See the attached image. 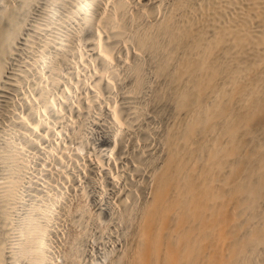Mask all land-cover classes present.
I'll return each mask as SVG.
<instances>
[{"label":"bare ground","instance_id":"obj_1","mask_svg":"<svg viewBox=\"0 0 264 264\" xmlns=\"http://www.w3.org/2000/svg\"><path fill=\"white\" fill-rule=\"evenodd\" d=\"M0 116V264H264V0H0Z\"/></svg>","mask_w":264,"mask_h":264},{"label":"rangeland","instance_id":"obj_2","mask_svg":"<svg viewBox=\"0 0 264 264\" xmlns=\"http://www.w3.org/2000/svg\"><path fill=\"white\" fill-rule=\"evenodd\" d=\"M48 1V0H47ZM32 18H37V16H35L33 13L31 14ZM28 34H30V32H27V37L33 41L34 39L32 37H29ZM36 49H41L40 46L38 45H34ZM15 53V52H14ZM31 53L30 52H24V56L22 57H19V56H14V55H11L10 58H9V61L10 63L15 66L17 69H16V73H22V67H26L28 66V63L31 62V60L33 59V56L30 55ZM14 84V82H11V85L9 87H11L12 85ZM33 81L31 80L30 77H24V85L26 88H30L32 89L33 88ZM21 88H13L10 90L11 94L13 95V97L15 98V100H18L21 95L23 96H27V94H23L24 91H20ZM29 98V96H27ZM24 109V106H21L19 107L17 110L18 111H21ZM5 117L3 116H0V123H3V120H4ZM94 127V126H93ZM96 132L94 130V134L93 136H96L97 135H100L101 134V126L97 125L96 127ZM1 143H0V147H1ZM3 150H0V153L2 152ZM2 160H0V177H5V173H4V167H5V161H3V158H1ZM36 161L37 159H35V161H32V165H34V168L36 169L37 166H36ZM34 174H35V171H34ZM35 193V188H34V184L33 182H29L27 184V187L26 189L24 190V204L23 206L21 207L22 209H20V212H23L24 215H28V208L30 207V204L31 202H34V200L32 199V197L30 196L31 194ZM19 235H25L26 233L24 232L23 229H19L18 231ZM90 251H91V254L92 256L95 258V260H102L103 259V254L99 251L96 250V248L94 249L93 245H88L87 246ZM90 258H91V255H90ZM91 260V259H90ZM106 261V259H105ZM104 261V262H105ZM103 262V264H104ZM107 263L110 262V258L107 259L106 261ZM105 263V264H107Z\"/></svg>","mask_w":264,"mask_h":264}]
</instances>
